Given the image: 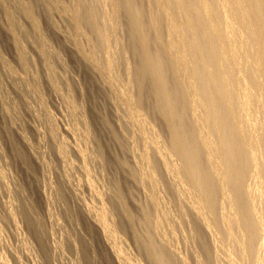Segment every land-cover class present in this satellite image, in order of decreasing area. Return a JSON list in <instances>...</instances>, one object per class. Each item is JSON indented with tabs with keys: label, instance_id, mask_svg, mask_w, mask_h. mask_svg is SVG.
Returning a JSON list of instances; mask_svg holds the SVG:
<instances>
[{
	"label": "rangeland",
	"instance_id": "obj_1",
	"mask_svg": "<svg viewBox=\"0 0 264 264\" xmlns=\"http://www.w3.org/2000/svg\"><path fill=\"white\" fill-rule=\"evenodd\" d=\"M115 1L112 11V0H0V264H264V201L255 195V179H244L262 216L249 250L223 165L210 175L215 217L206 206L196 208L201 196L184 160L172 153L168 121L152 108L151 83L143 100L137 92L131 9ZM154 2L135 0L132 10L157 16ZM92 5L101 38L76 17ZM235 10L223 9L238 20ZM216 13L221 27L222 10ZM236 52L242 68L245 51L238 45ZM185 74L175 76L186 119L201 133L205 105L192 96L195 80ZM251 111L241 118L245 135ZM205 133L215 144L216 136ZM252 150L262 152L259 139ZM101 211L110 244L94 223ZM154 251L169 257L158 261Z\"/></svg>",
	"mask_w": 264,
	"mask_h": 264
},
{
	"label": "bare ground",
	"instance_id": "obj_2",
	"mask_svg": "<svg viewBox=\"0 0 264 264\" xmlns=\"http://www.w3.org/2000/svg\"><path fill=\"white\" fill-rule=\"evenodd\" d=\"M134 1L126 0L127 6L131 9L130 40L134 47L133 52L138 58L135 73L137 92L143 100L145 85L147 82L151 83V91L154 96L152 108L161 113L168 121L172 153L184 160L185 172L191 180L193 188L201 196L200 201H197L196 208H201L199 205L206 206L205 208L213 217H215V199L217 197L215 187L217 186L214 187L210 175L215 172L217 176L220 167L224 166V178L228 185L226 187L230 188L232 192L229 196L233 195L231 203H235L234 206H237L238 215L241 218L239 219L242 220L245 230L243 231L247 235L244 238L247 237L246 242L248 243L245 244L249 250L250 248L253 249L251 241L257 235L258 228L256 230V227L260 224L262 216L254 212V203L255 206L257 204L256 199L253 200L250 197L244 179L247 177L255 179V186L253 185L255 195H257V199L260 198L264 201V120L261 121L264 116V0H222L219 3H216V0H172L170 3L169 1L165 2V0H155L160 9H158L157 14L161 12L159 15L155 14L157 16H146L141 10L133 12ZM227 6L236 8L238 20L226 16L223 9ZM116 8H118V3L112 0V11ZM219 10H222L224 17L221 27L214 20L217 19L216 12ZM77 16H82L92 28L91 30L96 32L98 38L102 37L101 28L99 30L95 21L97 15L93 5L87 8L82 15L77 13ZM162 22L165 23V26ZM164 36H166L165 43L163 41L165 40ZM177 45H179L178 48L180 45L183 47L182 52L184 53H179L180 48L179 52L175 50ZM238 45L242 46L246 55V60H242L244 63L241 64L243 65L242 68H239L236 52ZM87 58L91 60L90 62L96 61L95 54H91ZM182 72L183 74L187 73L188 77H193V82L195 80L194 84L190 85L191 81L189 83L190 92H192V96L202 98L205 105L203 106L205 107V118L209 126L205 122L208 127L207 131L214 134H211L212 136H216L215 144L209 140L207 133H205L207 127L205 130L203 128L198 130L199 132L205 131L204 133H198L197 130L193 131L189 128L186 119L188 113H186L184 91L175 76L176 73L182 74ZM185 76L187 75H184V79ZM190 105L193 108L194 105L192 106V103ZM250 108L252 109L250 118L245 120L248 126V132L245 135L241 118L248 113ZM131 115L134 116L135 113L132 112ZM196 118H198L197 115ZM193 124L196 123L193 121ZM258 139L262 144L261 153L252 150L253 144ZM202 153L206 154V167L205 161L202 160ZM144 154L147 155L146 152ZM216 155H219L220 158H218L220 160L218 162L215 161ZM207 166L211 167L210 170L207 169L209 168ZM151 176H148L152 178L149 181L154 179ZM233 198L234 203L232 202ZM97 215L94 223L102 231L103 238L108 242L110 233L105 223L104 213L101 211ZM238 215L235 216L238 217ZM232 219L235 220L236 217L233 218L232 215ZM228 220L227 222H230L231 225L233 222ZM228 226L225 225V231L229 228ZM260 226L264 228L262 225ZM262 233H264L263 230ZM263 235L260 236L261 246L259 247L264 250ZM234 240L237 238L235 237ZM240 240L242 239L240 238ZM243 240L245 241V239ZM246 246L244 250H246ZM252 249L251 252H254ZM258 250L260 251V249ZM154 252H156L155 258L158 261L169 257L164 251ZM111 253L118 254L114 246L111 248ZM262 254H257L261 255L260 258L257 256L259 261L264 260V253L262 252ZM257 257L256 259H258Z\"/></svg>",
	"mask_w": 264,
	"mask_h": 264
}]
</instances>
